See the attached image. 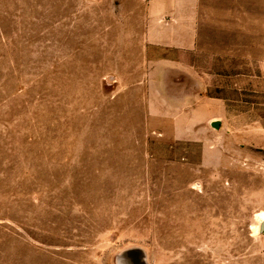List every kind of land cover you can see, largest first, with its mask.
Segmentation results:
<instances>
[{"label": "rangeland", "instance_id": "374dc122", "mask_svg": "<svg viewBox=\"0 0 264 264\" xmlns=\"http://www.w3.org/2000/svg\"><path fill=\"white\" fill-rule=\"evenodd\" d=\"M244 1V40L213 41L242 55L199 92L228 112L181 132L151 103L177 49L148 36L179 0H0V264L136 246L147 264H264V0Z\"/></svg>", "mask_w": 264, "mask_h": 264}, {"label": "crops", "instance_id": "0c3cea01", "mask_svg": "<svg viewBox=\"0 0 264 264\" xmlns=\"http://www.w3.org/2000/svg\"><path fill=\"white\" fill-rule=\"evenodd\" d=\"M220 1L223 0H179V4L173 6L180 11L177 16L151 19L148 32L150 41L156 45L174 47L178 56L177 59L164 58L161 60L164 63L154 62L160 64L153 67L152 80L159 81L155 88L160 87L161 90L157 92L158 96L151 98V103L157 101L161 106L166 104L168 109L154 110V113L161 115L160 119L181 122V132L186 128L184 121L194 122L195 119L209 121L217 130L219 121L228 112L223 97L214 95L204 99L199 93L205 83L204 74L209 73L208 77L216 81L219 74L230 71L231 57L242 55L241 48L213 47V41L223 38L231 29L237 30V39H242V26L248 23L242 14L246 1H233L238 6L234 14H231L234 10L231 6L226 7L223 13ZM162 7V12L166 13L170 12L172 6L169 0H164ZM204 56L212 58L209 69L201 62Z\"/></svg>", "mask_w": 264, "mask_h": 264}, {"label": "water", "instance_id": "95a60500", "mask_svg": "<svg viewBox=\"0 0 264 264\" xmlns=\"http://www.w3.org/2000/svg\"><path fill=\"white\" fill-rule=\"evenodd\" d=\"M264 230V219L260 223V231ZM117 264H147L146 254L142 247H128L120 251L116 257Z\"/></svg>", "mask_w": 264, "mask_h": 264}, {"label": "bare ground", "instance_id": "6f19581e", "mask_svg": "<svg viewBox=\"0 0 264 264\" xmlns=\"http://www.w3.org/2000/svg\"><path fill=\"white\" fill-rule=\"evenodd\" d=\"M258 216H259V218L261 219V221L264 219V211L262 210V211H260L259 213H258Z\"/></svg>", "mask_w": 264, "mask_h": 264}]
</instances>
